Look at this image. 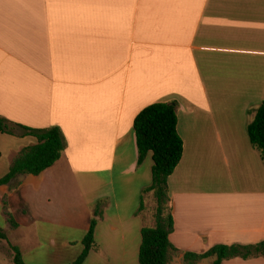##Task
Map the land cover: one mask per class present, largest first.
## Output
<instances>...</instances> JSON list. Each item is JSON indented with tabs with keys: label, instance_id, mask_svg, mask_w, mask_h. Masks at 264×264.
Here are the masks:
<instances>
[{
	"label": "crops",
	"instance_id": "1",
	"mask_svg": "<svg viewBox=\"0 0 264 264\" xmlns=\"http://www.w3.org/2000/svg\"><path fill=\"white\" fill-rule=\"evenodd\" d=\"M171 101L183 154L168 178L169 264L264 241V161L247 133L264 101V0H0V116L66 141L41 173L0 184L5 264L9 244L26 264L72 263L92 218L99 249L84 264H138L152 159L137 165L133 120ZM34 143L0 133V178Z\"/></svg>",
	"mask_w": 264,
	"mask_h": 264
},
{
	"label": "trees",
	"instance_id": "2",
	"mask_svg": "<svg viewBox=\"0 0 264 264\" xmlns=\"http://www.w3.org/2000/svg\"><path fill=\"white\" fill-rule=\"evenodd\" d=\"M137 165H141L150 152L152 159L150 184L143 188L136 215L144 219L140 230L138 264H169L178 250L169 240L174 222L170 208L168 178L179 164L183 154V141L177 129L176 102H154L141 109L133 120ZM0 133L30 135L36 143L19 150L11 158L8 172L0 178V184H6L20 175L41 173L53 165L66 147L65 137L58 126L30 128L12 122L0 116ZM247 133L252 146L264 161V101L253 111V117L247 125ZM152 205L148 206L147 202ZM98 211H95V216ZM147 219L150 222L147 223ZM11 227L15 222L8 218ZM96 219L92 218L89 229L82 239V251L70 264H84L90 251L99 249L94 228ZM6 232L0 226V240H6ZM13 255V264H26L19 249L9 244ZM263 256L264 241L254 244H219L203 253L186 252L184 264H194L200 259L214 257L212 264H221L222 260L240 257L243 259Z\"/></svg>",
	"mask_w": 264,
	"mask_h": 264
},
{
	"label": "rangeland",
	"instance_id": "3",
	"mask_svg": "<svg viewBox=\"0 0 264 264\" xmlns=\"http://www.w3.org/2000/svg\"><path fill=\"white\" fill-rule=\"evenodd\" d=\"M147 205L148 206H151L152 205V202L151 201H148L147 202ZM0 260H1V264H5V258H3V256L0 258Z\"/></svg>",
	"mask_w": 264,
	"mask_h": 264
}]
</instances>
